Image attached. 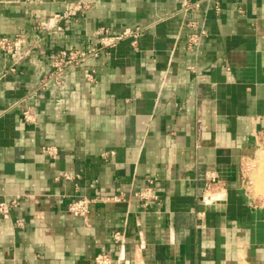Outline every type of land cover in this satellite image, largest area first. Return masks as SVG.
I'll list each match as a JSON object with an SVG mask.
<instances>
[{"label":"crops","instance_id":"obj_1","mask_svg":"<svg viewBox=\"0 0 264 264\" xmlns=\"http://www.w3.org/2000/svg\"><path fill=\"white\" fill-rule=\"evenodd\" d=\"M77 1L0 0V38L22 36L31 51L18 63L0 51V202L18 199L0 216V264H94L101 253L112 264H264V203L246 194L241 168L264 138V0L204 2L186 17L181 0H85L61 31L41 28ZM206 6L192 52L189 23ZM99 27L143 32L67 70L24 122L18 102L47 73L46 53L89 49ZM149 179L157 201L144 208L134 194ZM80 197L94 200L86 220L66 210Z\"/></svg>","mask_w":264,"mask_h":264},{"label":"built area","instance_id":"obj_2","mask_svg":"<svg viewBox=\"0 0 264 264\" xmlns=\"http://www.w3.org/2000/svg\"><path fill=\"white\" fill-rule=\"evenodd\" d=\"M210 3L214 6L215 10H219V4L216 0H197L191 2L190 0H181L179 13L183 17L188 16L191 12H197L201 9V4ZM209 6L204 9L203 18L200 21H192L189 25L198 30L191 33L186 38L187 49L192 52H197L201 44V40L206 36L205 30V16ZM89 8L88 2L85 0H79L77 2L70 3L66 10L62 14H54L48 22L42 23L41 28L44 30L55 29L61 31L60 22L62 20H68L77 15L83 16L84 12ZM143 28L141 27H125L117 32H112L108 28L99 27L93 32L94 43L89 49H58L47 52L49 67L47 73H45L38 81L35 88L28 92V94L22 98L19 102V108L21 116L26 123L35 122V113L31 107V101L40 98L43 93L50 90L51 87L62 88L64 85L63 76L69 69L78 68L82 63L90 58H97L100 54L107 49L114 47L120 41L130 38L132 39L133 46L136 45L138 38L142 35ZM24 38L22 36H16L14 39L0 38V51L10 56L14 63H18L21 60L29 58L31 51L29 49H23ZM84 78L87 82L92 83L95 81V71L85 70ZM41 153L49 158H55L57 155V149L53 146H45L41 149ZM60 178L64 180H72L74 177L70 174L63 173ZM219 182L216 174H209L205 178L204 190L200 196L201 202H208L211 197L216 194L211 193L215 189V185ZM154 180L149 179L146 182L143 190L134 194V196L141 201V205L146 208L151 202L157 201V196L154 194ZM112 202L118 203L123 198L122 196H113L110 198ZM104 201V200H102ZM94 202L89 198L80 197L72 201L67 206L68 214L82 218L86 220L90 213V205ZM18 206V199L12 198L7 201L0 202V216L2 218H9V214L12 209ZM15 225L20 227L23 223L19 220L15 221ZM114 241L121 239L120 232L113 234ZM112 256L110 253H101L94 258V264H112Z\"/></svg>","mask_w":264,"mask_h":264},{"label":"rangeland","instance_id":"obj_3","mask_svg":"<svg viewBox=\"0 0 264 264\" xmlns=\"http://www.w3.org/2000/svg\"><path fill=\"white\" fill-rule=\"evenodd\" d=\"M264 164V138H254L248 152L243 157L242 185L246 194L257 203H264V194L258 188V179Z\"/></svg>","mask_w":264,"mask_h":264},{"label":"bare ground","instance_id":"obj_4","mask_svg":"<svg viewBox=\"0 0 264 264\" xmlns=\"http://www.w3.org/2000/svg\"><path fill=\"white\" fill-rule=\"evenodd\" d=\"M257 183H258L259 190L264 194V164H263V169H262L261 175H260Z\"/></svg>","mask_w":264,"mask_h":264}]
</instances>
